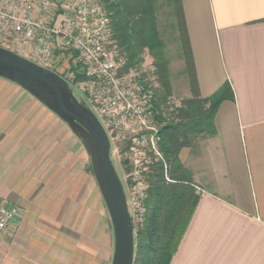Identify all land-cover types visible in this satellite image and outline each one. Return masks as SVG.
Instances as JSON below:
<instances>
[{
  "label": "crops",
  "instance_id": "1",
  "mask_svg": "<svg viewBox=\"0 0 264 264\" xmlns=\"http://www.w3.org/2000/svg\"><path fill=\"white\" fill-rule=\"evenodd\" d=\"M180 2L200 98L226 83L230 93L214 135L192 137L178 154L198 202L169 264H264V0ZM1 86L20 89L3 79ZM28 136L8 137L27 147L35 144Z\"/></svg>",
  "mask_w": 264,
  "mask_h": 264
},
{
  "label": "rangeland",
  "instance_id": "2",
  "mask_svg": "<svg viewBox=\"0 0 264 264\" xmlns=\"http://www.w3.org/2000/svg\"><path fill=\"white\" fill-rule=\"evenodd\" d=\"M154 11L168 64L169 98L186 100L189 83L177 16L166 0H158ZM142 57L153 64L147 50ZM0 88V153L10 154L0 160V194L18 210L0 239V264H111V225L84 148L58 117L24 90ZM72 90L78 100L83 98ZM10 134L34 136L30 140L35 144L26 147L20 142L29 140L10 139ZM8 143L18 146L9 148ZM110 158L128 199L123 166L112 149Z\"/></svg>",
  "mask_w": 264,
  "mask_h": 264
},
{
  "label": "built area",
  "instance_id": "3",
  "mask_svg": "<svg viewBox=\"0 0 264 264\" xmlns=\"http://www.w3.org/2000/svg\"><path fill=\"white\" fill-rule=\"evenodd\" d=\"M0 47L27 56L83 96L123 166L133 231L141 227L148 178L156 166L165 178L168 169L160 132L182 106L168 98L156 110L153 64L142 57L129 66L98 0H0ZM17 216L15 206L0 200V239Z\"/></svg>",
  "mask_w": 264,
  "mask_h": 264
},
{
  "label": "trees",
  "instance_id": "4",
  "mask_svg": "<svg viewBox=\"0 0 264 264\" xmlns=\"http://www.w3.org/2000/svg\"><path fill=\"white\" fill-rule=\"evenodd\" d=\"M158 0H98L106 10L119 48L127 56L129 66L143 61L144 50L153 58L158 87L155 90L156 110L171 96L168 64L162 51L154 14ZM177 16L180 31L179 46L185 64L190 98L181 101L176 121L161 130L160 150L167 162L166 178L160 166L148 178V190L143 203L145 220L135 235L133 264H169L190 222L198 202L192 186V176L180 163L178 154L190 146L192 137L214 135L213 119L219 104L230 93L228 83L212 97L201 99L197 90L180 0H166ZM84 77L76 74V80ZM89 172L92 175L89 164ZM167 179V180H166Z\"/></svg>",
  "mask_w": 264,
  "mask_h": 264
},
{
  "label": "water",
  "instance_id": "5",
  "mask_svg": "<svg viewBox=\"0 0 264 264\" xmlns=\"http://www.w3.org/2000/svg\"><path fill=\"white\" fill-rule=\"evenodd\" d=\"M0 79L32 96L78 139L109 217L113 238L111 264H133L135 241L127 199L110 158V142L97 117L59 75L1 47Z\"/></svg>",
  "mask_w": 264,
  "mask_h": 264
}]
</instances>
